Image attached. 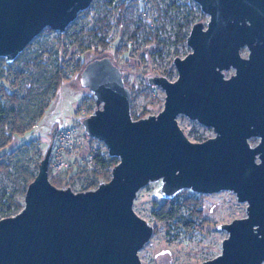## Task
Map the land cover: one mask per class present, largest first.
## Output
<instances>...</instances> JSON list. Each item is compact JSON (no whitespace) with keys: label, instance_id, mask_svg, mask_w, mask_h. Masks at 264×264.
<instances>
[{"label":"water","instance_id":"water-1","mask_svg":"<svg viewBox=\"0 0 264 264\" xmlns=\"http://www.w3.org/2000/svg\"><path fill=\"white\" fill-rule=\"evenodd\" d=\"M193 1L209 20L192 25L191 51L174 58L177 78H146L165 92L158 114L133 118L132 90L109 56L86 63L79 82L96 106L82 119L84 131L119 162L95 189L57 187L49 178L53 127L24 207L0 219V264H141L139 250L154 227L136 213L134 200L158 180L156 193L164 198L185 188L230 190L247 203L245 217L216 226L228 236L221 253L202 264H264V0ZM92 2L0 0V57L15 61L46 28L65 32ZM181 114L215 136L191 141Z\"/></svg>","mask_w":264,"mask_h":264},{"label":"rangeland","instance_id":"rangeland-1","mask_svg":"<svg viewBox=\"0 0 264 264\" xmlns=\"http://www.w3.org/2000/svg\"><path fill=\"white\" fill-rule=\"evenodd\" d=\"M97 1L98 4L93 6L92 11L88 14L80 13L74 21L88 29L83 36L85 44L81 48L74 44L73 34L78 31L71 23L63 33L50 28L44 29L18 56V60L13 61L15 64L8 65L2 61L5 58L0 57V96L2 88H12L5 78L20 65L17 63L19 59L33 56L42 46L53 52L52 64H62L64 72L68 74L62 87L49 93L46 100H51V106L43 118L37 121L32 133L26 136L29 138L26 141L28 144L20 148L15 158H0V166L2 163L10 166L7 171L0 170V196L5 194L4 205L0 204V216L15 215L24 207L25 193L30 182L26 176L20 175L19 167L28 168L36 176L39 162L50 145L53 127L60 125L63 116L77 126L78 132L85 135L81 111H93L96 104L91 92L81 87V72L77 67L78 64L97 57L98 54L88 51V45L96 41L98 35L107 36L111 42L103 55L110 56L122 69L124 81L132 90V116L139 119L156 115L164 108V90L150 85L146 78L154 74L175 80L178 72L174 58L184 57L191 51L186 42L177 40V21L188 24L186 31L189 32L194 23H207L209 20V16L193 0H175L179 6L177 8L171 6L173 0H158L160 8L150 11L149 17L127 18L122 24H118L114 20L116 10L107 6L104 0ZM242 54L246 56L247 50H243ZM233 73L234 70L230 69L226 72V77ZM27 87L28 82H23L19 89L21 96L25 94ZM43 89L44 87L34 85L33 95L38 102L44 99L40 97ZM177 119L186 136L193 142H202L215 136L211 127L186 115L181 114ZM19 142L15 140L13 145ZM258 142V138L250 140L253 146ZM87 150V145H84L81 148L82 155ZM111 158H116L117 161L108 163L110 169L95 174L80 157L76 161H70L68 167L54 174L50 180L53 179L54 185L60 188L71 187L77 192L90 190V186L111 179L113 167L119 162V158ZM161 185V180L147 184L140 189L134 200L136 213L154 227L150 240L139 250L141 264H202L221 253L222 242L228 236L226 230H220L216 226L247 215V203L239 202L236 194L230 190L204 194L185 188L171 198H164L156 193ZM11 197L13 203L9 208ZM166 212L171 218L161 217Z\"/></svg>","mask_w":264,"mask_h":264},{"label":"trees","instance_id":"trees-1","mask_svg":"<svg viewBox=\"0 0 264 264\" xmlns=\"http://www.w3.org/2000/svg\"><path fill=\"white\" fill-rule=\"evenodd\" d=\"M105 4L112 7L115 5V0H105ZM156 5L159 6V3L156 2ZM118 6L121 9L122 3ZM171 6L176 8L179 7L175 0L172 1ZM89 11L90 10L87 9L80 13L88 14ZM114 20L116 22L121 21V11L116 14ZM187 25L186 23L184 24L181 21H177L176 37L178 42H186L189 34V32L186 31ZM71 26L77 27L78 32L73 34L74 44H76V47L81 48L85 44L83 36L88 32V29L86 26L77 25V22L72 23ZM100 43L103 46H107L109 41L105 38H101ZM52 54L53 52L49 51L46 46H42L33 56L29 55L26 58L23 57L21 60L19 59L17 63H20V65L16 67L17 69H15L11 75L5 78L12 88H2V95L0 96V158L9 156L13 159L20 151V148L28 144L26 141H28L29 138H26V136L32 133L37 121L43 118L45 112L51 106V100H46L49 93L54 89H60L68 78L62 64H52ZM62 60H64V58ZM2 61L8 65L16 63H8L5 59ZM86 63L78 64L77 70L81 72ZM11 79L13 80L11 81ZM23 82H28V87L25 88V94L21 96L19 94V89L22 87ZM34 85L44 87L43 92L40 94V97L44 99L40 102L36 101L33 95ZM133 118L137 119V117ZM15 140L20 142L13 145ZM97 158L104 167L108 165V163L117 161L116 158H101L99 155ZM9 167V164L2 163L0 170L7 171ZM19 169L20 175L26 176L28 182L34 179L35 175L29 172L28 168L20 166ZM51 181L55 184L53 179H51ZM4 195L5 194H2L0 196L1 205H4ZM9 201L10 204L8 207L11 208L13 198H9ZM168 214L169 213L166 212V214H162L161 217L171 218Z\"/></svg>","mask_w":264,"mask_h":264},{"label":"built area","instance_id":"built-area-1","mask_svg":"<svg viewBox=\"0 0 264 264\" xmlns=\"http://www.w3.org/2000/svg\"><path fill=\"white\" fill-rule=\"evenodd\" d=\"M96 1L97 0H93L91 6L89 7L90 11L93 10V6H95V4H98V1ZM156 2H158V0H115V5L112 7L110 6V8L116 10V14L121 11V21L117 23L122 24V22H124V20L127 18L138 17L140 19H145L146 17H149L150 11L155 10V8H160V5L157 6ZM120 3H122L121 9L118 6ZM101 38L108 40L107 36L98 35V39L88 45V51L94 55L98 54L99 56H108L103 54L111 42H109L107 46H103L100 43ZM81 112L83 117L89 116L91 112L93 113V111L86 113L85 109H83ZM84 145H87L88 150L82 155L81 148L84 147ZM98 155L101 158L110 157L104 142L97 139L88 138L86 134L84 135L83 133L78 132L77 126L69 121L67 117L63 116V120L58 126L55 144L50 158L49 178L68 167L70 161H76L80 157L84 164L91 170V172L95 174L110 169L108 165L104 167L101 164L97 158ZM97 187L98 185H92L88 189H95ZM4 217L7 216H0V219Z\"/></svg>","mask_w":264,"mask_h":264}]
</instances>
